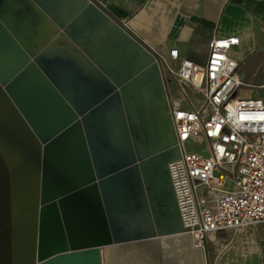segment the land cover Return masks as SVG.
<instances>
[{
    "label": "water",
    "instance_id": "obj_1",
    "mask_svg": "<svg viewBox=\"0 0 264 264\" xmlns=\"http://www.w3.org/2000/svg\"><path fill=\"white\" fill-rule=\"evenodd\" d=\"M179 157L157 62L99 5L0 0V242L27 251L13 264H102L101 247L104 264H205Z\"/></svg>",
    "mask_w": 264,
    "mask_h": 264
},
{
    "label": "built area",
    "instance_id": "obj_2",
    "mask_svg": "<svg viewBox=\"0 0 264 264\" xmlns=\"http://www.w3.org/2000/svg\"><path fill=\"white\" fill-rule=\"evenodd\" d=\"M237 45V36L213 38L204 63L176 47L168 59L148 51L159 66L180 152L168 168L184 234L203 253L224 236L230 245L249 240L251 228L264 223V99L240 78L241 62L231 56ZM240 243L245 257L256 245Z\"/></svg>",
    "mask_w": 264,
    "mask_h": 264
},
{
    "label": "crops",
    "instance_id": "obj_3",
    "mask_svg": "<svg viewBox=\"0 0 264 264\" xmlns=\"http://www.w3.org/2000/svg\"><path fill=\"white\" fill-rule=\"evenodd\" d=\"M149 52L169 58L170 48L182 57L204 63L213 38L237 36L231 56L251 59L252 80L264 81V0H93ZM51 25L42 28L43 36ZM203 52L204 61L200 57ZM264 84V83H262ZM24 242H0V264L23 261ZM147 253V250H146ZM101 262L104 251L101 247Z\"/></svg>",
    "mask_w": 264,
    "mask_h": 264
},
{
    "label": "rangeland",
    "instance_id": "obj_4",
    "mask_svg": "<svg viewBox=\"0 0 264 264\" xmlns=\"http://www.w3.org/2000/svg\"><path fill=\"white\" fill-rule=\"evenodd\" d=\"M202 62L204 61V53L199 52ZM243 64L239 69L240 78L246 83H252V94L254 96H260L264 99V88H260L259 85L264 83L260 79L256 78L252 80L251 59L243 58ZM247 87H242L239 92L241 94L247 93ZM188 149H195L203 151V146L188 144ZM249 240L245 237H238L234 242H239L234 245H230V236H224V239L217 245H209L208 249L204 251L205 264H264V223L251 228ZM256 242L255 248L252 253L247 257L243 256L240 252L242 249L240 242Z\"/></svg>",
    "mask_w": 264,
    "mask_h": 264
},
{
    "label": "bare ground",
    "instance_id": "obj_5",
    "mask_svg": "<svg viewBox=\"0 0 264 264\" xmlns=\"http://www.w3.org/2000/svg\"><path fill=\"white\" fill-rule=\"evenodd\" d=\"M188 237H189V239L191 240V237H190L189 235H188ZM191 242H192V241H191ZM169 245H170V244H169ZM168 250H169V249H168ZM171 251H172V250H171ZM167 252H168V251H167ZM202 253H203V252H202ZM136 256H137V255H136ZM136 256H135V257H136ZM203 256H204V254H203ZM138 257H140V256H137V258H138ZM150 257H152V255H151ZM148 258H149V257L147 256V257H146V263H145V264H151V263H150V260H149ZM191 258L193 259L192 255H190V259H191ZM138 259H139V258H138ZM193 260H194V259H193ZM203 260H204V263H205V259H203ZM139 261H140V260H139ZM170 262H174V261H171V260H170ZM168 264H170V263L168 262ZM172 264H173V263H172ZM175 264H176V263H175Z\"/></svg>",
    "mask_w": 264,
    "mask_h": 264
}]
</instances>
